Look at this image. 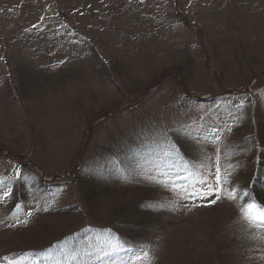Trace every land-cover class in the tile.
<instances>
[{
  "label": "rangeland",
  "instance_id": "374dc122",
  "mask_svg": "<svg viewBox=\"0 0 264 264\" xmlns=\"http://www.w3.org/2000/svg\"><path fill=\"white\" fill-rule=\"evenodd\" d=\"M182 45L189 49L181 51ZM91 48L100 58L96 62ZM186 49L195 57L192 67L185 64ZM178 65L192 68L189 88L205 92L195 108L170 78L147 95L152 81ZM245 74L255 76L247 86L255 87L251 100L238 89L247 83ZM262 96L264 0H0V179H55L59 184L47 202L85 210L77 187L66 191L62 183L96 152L118 154L144 142L153 129L176 138L181 126L207 123L208 117L249 129ZM122 97L125 103L113 111ZM240 104L242 111L236 108ZM204 154L213 163L219 159L216 150L206 149L199 159ZM220 164L225 169L226 163ZM163 194L168 202L177 201L179 210H168L140 241L152 245L154 264H264V233L240 232L243 224L224 199L209 205L215 197L192 201ZM5 205L0 202V210ZM106 240L84 243L52 262L128 259L129 253L118 250L108 257L100 253L97 260V246ZM76 253L79 259L73 261Z\"/></svg>",
  "mask_w": 264,
  "mask_h": 264
},
{
  "label": "trees",
  "instance_id": "16d2710c",
  "mask_svg": "<svg viewBox=\"0 0 264 264\" xmlns=\"http://www.w3.org/2000/svg\"><path fill=\"white\" fill-rule=\"evenodd\" d=\"M172 7L175 19L180 21L182 14L177 1ZM185 48L189 49L184 45L180 47L181 51ZM187 49L184 51L187 57L185 64L192 67L196 62L195 57L192 58ZM90 52L93 57L98 56L92 48ZM98 59L100 58L95 57V62ZM207 65L205 63L204 66ZM183 66L178 65L171 71H164L151 82L147 95L150 96L159 84L170 78L184 92L183 100L195 108L196 102L204 100L201 95L205 92L195 93L189 88L187 76L192 68ZM254 77L245 74L247 83L238 88L239 92L245 89L244 95L249 100L255 94V87L247 86ZM122 101L125 103L124 97L112 105L115 108L113 111L124 104H121ZM255 105L249 129L232 119L222 123L208 117L207 123L191 125L188 128L193 135L201 134L199 142L187 138L184 132H178L176 138L168 135L186 161L198 162L202 159H199V155L206 149L216 150V154L219 150L216 157L221 163H226L225 169L235 175L230 178L236 186L250 191L251 196L264 203V96ZM217 130L220 139L212 140L211 134ZM132 146L120 150L118 154H113L112 150L96 152L90 161L79 164L78 171L74 173L75 177L70 176L69 181L62 183V186H68L66 191L72 186L77 187L85 203V210L75 203L47 202L59 184L55 179L48 182L39 175L28 180L29 182L25 180L26 182L20 183L0 179V202H6L0 210V264H6L5 257L16 258L18 264H55L52 262L53 258L75 251L89 241L94 242L101 238L114 240L118 237L125 247H138L141 240L148 239L156 230L162 215L168 212L159 208L160 203L168 202L163 194L168 191L136 175L140 170L138 165L150 167L145 161L151 159L149 149L154 145L140 142ZM230 165L236 167L230 169ZM108 198L110 200L103 204ZM224 200L232 206L243 224L240 232L249 231L258 234V237L264 233V229L249 228L241 220L237 204L246 203V200ZM103 208L108 210L100 214ZM28 213L32 215L29 216ZM25 220L28 222L23 223ZM68 220L71 223L66 225ZM243 239L253 242L257 240L255 237ZM234 243V239L229 241V249Z\"/></svg>",
  "mask_w": 264,
  "mask_h": 264
},
{
  "label": "snow or ice",
  "instance_id": "6c2138e0",
  "mask_svg": "<svg viewBox=\"0 0 264 264\" xmlns=\"http://www.w3.org/2000/svg\"><path fill=\"white\" fill-rule=\"evenodd\" d=\"M244 105H236L238 110H243ZM233 119H240L239 116ZM147 131V130H145ZM178 132H184L187 138L195 139L199 142L200 133L192 134L186 126L177 129ZM231 131V128H228ZM218 130L211 134L212 140L220 139ZM205 140L208 137H203ZM144 144H151L154 147L149 149L151 159L145 163L150 164L149 168H145L142 164L138 165L139 171L136 175L141 179L150 183L157 184L161 188L168 190L176 195L178 199L183 200H206L209 197H215L208 200V204H214L220 199H230L232 201L246 200V203L237 204V209L241 220L253 229H264V203L258 202L250 191L243 190L236 186V183L230 178L228 169H223L219 159L212 162V157L205 155L201 160L186 161L183 154L179 151L176 144L171 140L167 130L153 129L148 133V137L144 140ZM219 155V150H217ZM230 165L229 168H235ZM214 169V170H213ZM132 173L130 172L129 175ZM17 178L20 172L17 170ZM127 179V177H123ZM25 179H27L25 177ZM232 187H229V185ZM225 192L228 194L225 195ZM160 209L177 211V201L164 202L159 204ZM31 216V213H28ZM25 220L23 223H27ZM118 250H124L129 253L127 260H121L120 264H153V255L151 245L145 244L138 247H125L120 238L109 239L104 241L96 249V259L101 260L100 253L104 257H108L116 253ZM87 256H92L91 252L85 251ZM73 261L79 259V253L71 256ZM6 264H18L16 258L5 257Z\"/></svg>",
  "mask_w": 264,
  "mask_h": 264
},
{
  "label": "water",
  "instance_id": "95a60500",
  "mask_svg": "<svg viewBox=\"0 0 264 264\" xmlns=\"http://www.w3.org/2000/svg\"><path fill=\"white\" fill-rule=\"evenodd\" d=\"M201 99H206L205 97H201Z\"/></svg>",
  "mask_w": 264,
  "mask_h": 264
}]
</instances>
